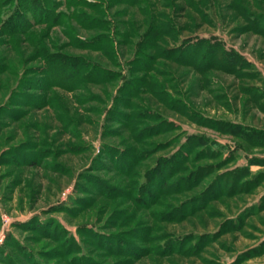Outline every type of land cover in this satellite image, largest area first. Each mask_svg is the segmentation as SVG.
Here are the masks:
<instances>
[{"label":"rangeland","instance_id":"374dc122","mask_svg":"<svg viewBox=\"0 0 264 264\" xmlns=\"http://www.w3.org/2000/svg\"><path fill=\"white\" fill-rule=\"evenodd\" d=\"M43 1L0 27V264H264V0Z\"/></svg>","mask_w":264,"mask_h":264},{"label":"trees","instance_id":"16d2710c","mask_svg":"<svg viewBox=\"0 0 264 264\" xmlns=\"http://www.w3.org/2000/svg\"><path fill=\"white\" fill-rule=\"evenodd\" d=\"M20 2L22 3L21 7L23 8L32 7V5L38 6V11H41L42 8L47 9V7H50V5L45 4L43 0H21ZM13 7H16V9L11 11ZM21 7L18 2L14 0H0V8H10L7 13L3 15H1L0 13V27L2 30V35H8L10 37L17 34H24L33 25L39 23L37 21L34 22V24L31 23L30 17L23 11V9H21ZM31 10L34 11V9L32 8ZM27 11L30 13V9H28Z\"/></svg>","mask_w":264,"mask_h":264}]
</instances>
